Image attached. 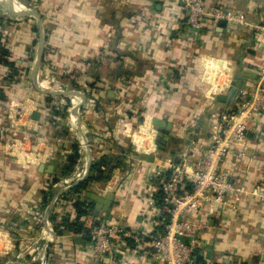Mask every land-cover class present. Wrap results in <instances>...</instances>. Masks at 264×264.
<instances>
[{
	"label": "crops",
	"instance_id": "0c3cea01",
	"mask_svg": "<svg viewBox=\"0 0 264 264\" xmlns=\"http://www.w3.org/2000/svg\"><path fill=\"white\" fill-rule=\"evenodd\" d=\"M17 1V12L39 17H14L8 7L16 4L0 0V129L28 134L13 145L0 132V264L30 262L31 252L46 246L49 264H159L147 244L133 240L112 262L95 263L89 232L124 221L143 236L161 233L156 174L184 156L199 159L214 138V120L238 106V93L229 105L217 100L235 76L241 90L261 81L264 37L256 27L264 26V0H204L210 10L243 13L246 24L206 21L201 33L185 27L177 0ZM90 84L106 91L79 115L90 99L79 91ZM48 86L78 95H48L59 93ZM71 97L81 104L71 105ZM69 114L77 118L76 135L66 123ZM154 118L172 124L165 150L154 145ZM81 139L89 144L83 153ZM247 146L246 158L226 160L235 186L248 191L237 210L190 217L201 225L197 258L205 261L199 264H264V114L249 125ZM73 156L76 165L66 173ZM118 158L121 165L112 169ZM41 165L53 166V173L40 172ZM81 165L87 176L59 185ZM88 195L102 203L113 195L109 211L95 212ZM47 232L54 233L51 243Z\"/></svg>",
	"mask_w": 264,
	"mask_h": 264
},
{
	"label": "built area",
	"instance_id": "2783aa9c",
	"mask_svg": "<svg viewBox=\"0 0 264 264\" xmlns=\"http://www.w3.org/2000/svg\"><path fill=\"white\" fill-rule=\"evenodd\" d=\"M177 1L185 14V27L196 33L202 32L206 21H224L229 26H245L246 24V16L243 13L210 10L206 7L204 0ZM256 32L264 37V26H257ZM55 90L59 93L65 92L56 86ZM79 92L84 95L88 93L87 91ZM88 96L89 102L83 104L81 110H78L79 115L87 114L95 105L94 96L90 94ZM75 100L77 105L81 104L79 98L71 97V105ZM62 105H64L62 101L52 103L50 111L53 113ZM237 105V111L227 118L214 120L212 126L214 138L196 162L192 163L187 156H184L177 164L164 166L156 174L155 179L161 194L162 213L158 221L162 229L161 233L152 232L143 236L130 229L124 221L99 223L89 232L95 263L112 262L116 254L126 246L127 241L133 240L137 244H147L159 264H198V252L202 246L199 241L201 225L190 217L202 215L204 212L219 211L222 208L236 211L243 195L248 193L235 186L232 180V169L226 165V160L232 156L239 160L246 158L249 125L264 114V69L259 84L251 91L238 92ZM69 116V130L71 134L76 135L77 128L73 126L77 118L74 115L69 114ZM254 125H258L256 121ZM0 132L2 135L11 136L13 145L21 135L24 136L23 139H28V134L21 132L18 127H2ZM78 141L80 153L89 149L88 141H82V139ZM11 143L9 149L13 147ZM87 174L86 167L81 165L70 178L61 179L59 185L70 186L72 182L83 179ZM52 235L47 232V243L53 241ZM177 236L189 238L190 241H181ZM49 250L47 246L43 250L38 247L31 252L33 257L30 262L23 263L49 264L47 258ZM12 263L23 264L18 259Z\"/></svg>",
	"mask_w": 264,
	"mask_h": 264
},
{
	"label": "water",
	"instance_id": "95a60500",
	"mask_svg": "<svg viewBox=\"0 0 264 264\" xmlns=\"http://www.w3.org/2000/svg\"><path fill=\"white\" fill-rule=\"evenodd\" d=\"M8 11L14 16V17H26L29 15H33L34 17H39L37 13H31V12H17L12 7H8ZM243 87V81L238 78V76H235L234 81L232 83L231 89L228 91V94L226 96H219L217 100L222 103L230 104L233 98L237 95V93L242 89ZM48 95H53V96H75L78 95L77 93L74 92H68V93H47ZM38 114L34 115V119H37ZM152 125L156 129V137L154 139V145L156 146L157 149L160 150H165L166 149V142L164 141V138L166 136H173L172 134V124L165 122L164 120H159L157 118H154L152 120ZM104 162L110 163V160H105ZM102 165V162L98 163V166L100 167ZM40 172H46V173H53L54 167L50 166L49 168L45 169L44 165L40 166ZM89 198H91L95 202V212L96 211H104L107 212L110 209L112 200H113V195H109L107 201L102 203V201L99 198H96V196L88 195ZM96 214V213H95ZM178 239L184 242L190 241L189 238L186 237H181L177 236ZM100 264H108V263H100Z\"/></svg>",
	"mask_w": 264,
	"mask_h": 264
},
{
	"label": "trees",
	"instance_id": "16d2710c",
	"mask_svg": "<svg viewBox=\"0 0 264 264\" xmlns=\"http://www.w3.org/2000/svg\"><path fill=\"white\" fill-rule=\"evenodd\" d=\"M49 52L48 51H46L45 52V62L46 63H48V65H51L50 64V62L48 61L49 60V57L51 56V54H49ZM2 63H5L6 64V61H2ZM100 82V79H96V85L98 84ZM95 85V84H94ZM94 85H88L89 86V89H86V91L88 92V94H90L91 96H94L95 98H96V101L97 100H99L100 99V96H101V94L102 95H104V92L106 91V89H104V88H102V87H96V88H94L95 86ZM103 97V96H102ZM48 99H49V97H48ZM51 99V98H50ZM238 107V106H237ZM237 111V108H235L234 109V111L233 112H236ZM54 114H56V112H54ZM138 122H141L140 120L138 121ZM76 160H77V156H73V157H70V159H69V161H68V164H67V166H66V170H64V172H68V170H70V169H73L74 167H75V165H76ZM121 160H119V158H118V160H116L115 161V166L114 167H112V169H116L117 167L116 166H119V165H121ZM107 179H109V176L107 177ZM54 181H58L57 179L56 180H54ZM85 186H86V184H80V185H78L75 189H74V191L76 190H78V191H80V190H82V189H84L85 188ZM161 199V198H160ZM160 204H161V202H160ZM77 208H78V214L80 215V214H82L83 212L81 211V206L80 205H78L77 206ZM198 260H199V258H198ZM200 263H202L201 261H205V257H202V258H200ZM199 261H198V264H199Z\"/></svg>",
	"mask_w": 264,
	"mask_h": 264
},
{
	"label": "rangeland",
	"instance_id": "374dc122",
	"mask_svg": "<svg viewBox=\"0 0 264 264\" xmlns=\"http://www.w3.org/2000/svg\"><path fill=\"white\" fill-rule=\"evenodd\" d=\"M2 1H4V2H6V3H11L10 2V0H2ZM12 7V6H11ZM19 7V5L17 6V5H13V7H12V9H14L15 11H17V8ZM6 14H7V12H6ZM222 80L224 81L225 80V78L223 79L222 78ZM227 93V92H226ZM233 113V112H232ZM70 120H68L66 123L68 124V122H69ZM143 124H141L140 125V123H138V126H139V128L142 126ZM152 127V126H151ZM139 128L137 129V131H135V132H139Z\"/></svg>",
	"mask_w": 264,
	"mask_h": 264
},
{
	"label": "bare ground",
	"instance_id": "6f19581e",
	"mask_svg": "<svg viewBox=\"0 0 264 264\" xmlns=\"http://www.w3.org/2000/svg\"><path fill=\"white\" fill-rule=\"evenodd\" d=\"M11 3H15L16 5H19V2L17 0H10ZM48 82H45L47 84ZM49 87V86H48ZM51 91H56L55 88L49 87ZM73 113V111H71ZM72 115V114H71Z\"/></svg>",
	"mask_w": 264,
	"mask_h": 264
}]
</instances>
